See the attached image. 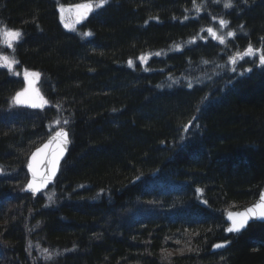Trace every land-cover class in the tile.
<instances>
[{"label": "trees", "instance_id": "1", "mask_svg": "<svg viewBox=\"0 0 264 264\" xmlns=\"http://www.w3.org/2000/svg\"><path fill=\"white\" fill-rule=\"evenodd\" d=\"M98 2L0 0V26L22 33L0 45L19 71L0 67V264H264V223L226 233L264 186V65L230 61L264 49V0ZM82 3L68 31L60 6ZM220 19L224 43L207 31ZM25 70L42 110L13 100ZM59 128L70 148L34 196L29 157Z\"/></svg>", "mask_w": 264, "mask_h": 264}, {"label": "snow or ice", "instance_id": "2", "mask_svg": "<svg viewBox=\"0 0 264 264\" xmlns=\"http://www.w3.org/2000/svg\"><path fill=\"white\" fill-rule=\"evenodd\" d=\"M106 2L107 0H99V2L95 5V7H102L104 3ZM224 6L226 8H232L233 5H232L231 0H227ZM196 7H197V10H199V6H196ZM92 9H93L92 3H82L79 5H75V6L70 5L68 6L67 9H65V7L61 5L60 6L61 19L62 20L66 19L65 16L63 15L65 11H68V12L75 11L76 19L73 20V24H74L78 22L79 19L83 18ZM228 23L229 22L224 19H220L219 21V24L221 26H227ZM71 26H72L71 24L67 22L65 23V27H71ZM207 31L211 33L216 39H218L221 43H224V37L217 35L214 29L209 28ZM84 35H91V33L90 32L84 33ZM21 36H22V33L20 32V30L9 29L7 28V26H0V45H3L7 48H12L14 51V45L20 40ZM227 36L234 37L235 33L232 31H229L227 33ZM257 52L259 53V63L261 65H264V49L254 50L251 44L248 45L244 53H237L236 56L230 57V61L233 65H235L237 62V58L243 59L245 56H252V55H255ZM17 63L18 61H16L14 57L0 54V67H5L9 71H12ZM129 63L131 64L132 61H129ZM232 71H236V68L233 67ZM247 71H251V69H247ZM39 76H40V73L38 72H28L27 70H25V79L28 81L29 87L16 93L15 97L13 98L15 103H18V104L29 103L31 104L32 107H43V105L47 103V101L43 100L42 97L40 98L42 101V103L40 104H37L34 101L29 100V99H22V97H25L26 94L29 92V90L32 88L34 80L38 78ZM188 87H192V85L188 84ZM32 90L35 91V89H32ZM63 123L67 124L68 121L65 120ZM56 124L59 125L60 121H56ZM53 143L57 144L58 151L53 156V159L51 161L52 169H51L50 174L47 177L42 178L40 184L36 183V180H35L36 173H35V169L33 168V165L31 163L28 165L30 169H33L34 178H33V181L29 182L27 187L29 189H32L33 192L40 191V188L48 183V179H50L52 176H55L57 162L60 156L63 155L64 146L68 143V132L64 128H60V130L55 132V135L51 138L48 144L44 145V148H48L49 145ZM41 151H42L41 149H37V152H41ZM35 157H36V154L34 153L33 160H35ZM256 216L260 218H264V194L261 195V200L259 203L253 205L252 207L248 209H245L244 212L229 213V217L232 220V226L229 227L227 231L229 232L240 231L242 228L246 226L250 218L256 217ZM222 246L223 245H220V244L215 245V247L217 248L222 247Z\"/></svg>", "mask_w": 264, "mask_h": 264}, {"label": "water", "instance_id": "3", "mask_svg": "<svg viewBox=\"0 0 264 264\" xmlns=\"http://www.w3.org/2000/svg\"><path fill=\"white\" fill-rule=\"evenodd\" d=\"M75 19H76V15H75ZM37 80H38L37 78L34 80V83L32 85V88L29 90V92L26 94L25 97H22V99H29V100L34 101L37 104L42 103V101L40 99L41 97L43 98V100H45L44 97H43V95H42V93L40 92V90L38 88ZM27 87H29L28 81L26 82V85H25V88H27ZM32 89H35V91H33ZM16 104L18 106H20V107H26V108L33 109V110H41V109H44L45 107H47V103L44 104L43 107H32L31 104H29V103H20V104L16 103ZM65 130L68 132V143L64 146L63 155L60 156V158H59V160L57 162L55 176H52L50 179H48V183L46 185L42 186L40 188V191H38V192H33L32 189H29L27 187V185L29 184V182L33 181V178H34L33 177V169H30L28 167V165L31 163L33 165V168L35 169V173H36L35 180H36V183L37 184H40L41 179L44 178V177H47L50 174L51 169H52V163H51V161L53 159V156L58 151V148H57V144H55V143L50 144L48 148H44V145L45 144H48V142L55 135V133L53 135H51L41 146H39L38 148H36L32 152V154L30 155L29 161H28V164H27V170H28V173H29V181H28V183L26 185V188H25V190H26L27 193H31V194H34V195H38L42 191H45L50 186V184H52L55 181V179L57 178V176H58V174L60 172L61 164L64 161V159L66 158L67 153H68V150H69L70 145H71L69 131L67 129H65ZM37 149H41L42 151L41 152H37ZM34 153L36 154L35 160H33V154ZM262 194H264V186H263V188L261 190V193H260L258 199L253 204L249 205L248 207H246L244 209H241V210H232V211H228L226 213V218H227V222H228V226L226 228L227 235L238 234L240 232H243L244 230H246L248 228V226L250 224L255 223V222H262V223H264V218H260V217L256 216V217L250 218L248 220L246 226L244 228H242L240 231H238V232H236V231H234V232L227 231V229L232 226V220L229 217V213L244 212L245 209H248V208L252 207L253 205L259 203L260 200H261V195ZM218 244L223 245V246L222 247H219V248H217V247L214 246V248L212 250L213 252L214 251L221 250V249H223L224 247L227 246V243L226 242L225 243H218Z\"/></svg>", "mask_w": 264, "mask_h": 264}, {"label": "rangeland", "instance_id": "4", "mask_svg": "<svg viewBox=\"0 0 264 264\" xmlns=\"http://www.w3.org/2000/svg\"><path fill=\"white\" fill-rule=\"evenodd\" d=\"M106 3H107V2H106ZM106 3H104V5H105ZM64 7H65V9L68 8V6H64ZM97 8H98V7H97ZM60 14H61V12H60ZM63 15H64L65 18H66L65 20H62V19H61V21H62L64 27H65V23H66V22L72 25L71 27H65V29H67L68 31H76L77 26H78L79 24H81V23L84 21V19L81 18V19H79L78 22H76V23L73 24V20H75L74 16L76 15L75 11H73V12L65 11V13H64ZM214 30H215V29H214ZM215 32H216L217 35H219V36H223V37H224L225 35H224L223 33L225 32V27L220 25V28H218L217 30H215ZM208 35L214 37L211 33H209ZM89 36H90V35H89ZM182 46H184V45H182ZM182 46H181V45L175 46V47L173 48V49H174L173 51H178V50H180V49L182 48ZM4 47H5V46H4ZM170 51H171V50H170ZM166 53H167V52L158 53V54H166ZM2 55H4V54H2ZM154 55L157 56V53H155V54H151L150 57H152V56H154ZM6 56H10V57H12L11 55H6ZM148 58H149V56H145V57H143V59H141V62H142V63H146V61L148 60ZM245 58H247V57L245 56L243 59H245ZM250 58H255L256 60H259V54L256 53L255 55L250 56ZM243 59H239V58H237V62H236V64H237L238 62H240L241 60H243ZM231 64H232V63H231ZM16 66H17V64L15 65V67H14V69H13L12 71H14V74L18 75V74H19V71L16 69ZM3 68H5V67H3ZM6 69H7V68H6ZM20 74H22V75L25 77V71H22ZM38 78H39V77H38ZM38 78H37V79H38ZM206 80H210V77L207 76V75H203L202 78H197V79H196L195 81H193V82H204V81H206Z\"/></svg>", "mask_w": 264, "mask_h": 264}, {"label": "bare ground", "instance_id": "5", "mask_svg": "<svg viewBox=\"0 0 264 264\" xmlns=\"http://www.w3.org/2000/svg\"><path fill=\"white\" fill-rule=\"evenodd\" d=\"M219 243H225V242H219ZM226 243H227V246H228V245H229V243H228V242H226ZM217 244H218V243H217ZM217 244H215V245H217ZM215 245H214V246H215ZM213 248H214V247H213Z\"/></svg>", "mask_w": 264, "mask_h": 264}]
</instances>
